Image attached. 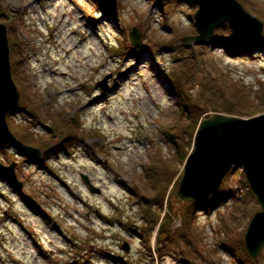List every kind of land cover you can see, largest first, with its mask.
Returning a JSON list of instances; mask_svg holds the SVG:
<instances>
[{
  "label": "rangeland",
  "instance_id": "obj_1",
  "mask_svg": "<svg viewBox=\"0 0 264 264\" xmlns=\"http://www.w3.org/2000/svg\"><path fill=\"white\" fill-rule=\"evenodd\" d=\"M238 1L264 24V0ZM100 8L98 0H0L10 45L20 43L11 60L21 104L8 123L42 150L38 161L46 158L41 166L13 147L0 150L24 183L17 193L0 178V264H264V249L254 259L246 247L263 207L242 166L203 206L177 199L201 123L222 113L214 111L221 100L206 94L217 93L223 71L264 90V53L241 44L249 52L228 54L229 23L213 41L185 46L198 34L199 6L189 2L118 0L125 40ZM134 27L143 32L140 50ZM119 39L147 53L123 57ZM111 75L104 92L98 85ZM63 144L45 155V146ZM171 211L172 233L168 224L159 240ZM157 220L146 249L140 233Z\"/></svg>",
  "mask_w": 264,
  "mask_h": 264
},
{
  "label": "water",
  "instance_id": "obj_2",
  "mask_svg": "<svg viewBox=\"0 0 264 264\" xmlns=\"http://www.w3.org/2000/svg\"><path fill=\"white\" fill-rule=\"evenodd\" d=\"M100 5L119 20L118 0H98ZM189 2L199 6L195 15L197 35L185 37V46L208 43L215 39L218 27L229 23L233 39L238 44L257 45L264 32V24L248 13L238 0H159L161 3ZM130 40L135 49H142L143 32L132 28ZM112 75L98 87L109 90ZM21 104V94L12 74L11 45L8 27L0 23V147L11 146L25 157L40 160L42 150L25 144L11 130L8 117ZM243 167L253 192L263 209L252 220L246 235V247L254 259L264 249V113L252 118L216 113L205 119L197 132L195 147L190 154L180 182L177 199L182 203L200 206L222 187L235 167ZM17 162L7 166L0 161V178L15 192L21 193L24 183L17 175ZM86 182L93 192L100 190ZM124 249L130 251L126 243Z\"/></svg>",
  "mask_w": 264,
  "mask_h": 264
},
{
  "label": "trees",
  "instance_id": "obj_3",
  "mask_svg": "<svg viewBox=\"0 0 264 264\" xmlns=\"http://www.w3.org/2000/svg\"><path fill=\"white\" fill-rule=\"evenodd\" d=\"M156 4L160 7L167 6L166 3H159L157 0ZM180 3V2H177ZM99 11L103 14H106L109 16V18L113 21L114 26L122 32L124 36V40L127 38V35L124 33V29H122L121 25L117 24V21L111 17L108 13L103 11L101 8ZM2 15H0L1 19ZM120 40V43L125 50V52H121L120 49H115L118 52H120L121 56L123 57H129L132 54L137 55L138 58H142V56L147 53V51H139L135 50L134 48L130 46H126V41ZM18 46H20L19 42L12 43L11 51L13 53H16V50L18 49ZM181 47H184V45L181 44ZM255 50L258 55H261L264 53V38L261 42H259L257 45L254 46ZM225 50L228 54L231 56L238 55L240 53L246 54L249 52L247 49L244 50L243 46L238 44L234 41V39H231L228 43L225 44ZM215 85V86H214ZM214 87H216L217 93L213 96L210 94H206V99L209 101H212L213 99H216L217 97L221 100L220 105L218 107H215V112H222L226 113L232 116L242 117V118H250L253 116H256L259 113L264 112V90L262 91H254L249 89L248 85L246 83L241 82L240 80L234 79L230 77L229 75L225 74L223 71L220 76H218V81L216 83L214 82ZM204 110H207L206 107L203 108ZM207 112V111H206ZM18 113V109L13 111L11 114L15 115ZM71 146V145H70ZM48 146L44 147L45 155L48 154L50 157L54 154H58L63 148H67L66 144H63L57 148V150L53 147L52 149L47 148ZM7 148H12L11 146H2L0 147L1 151H5ZM49 157V158H50ZM31 161H36L34 158H30ZM39 165L45 166L46 164V158L38 161ZM171 199V198H170ZM147 208V207H146ZM147 213H145V219H147V216L149 215V209H145ZM186 213V212H184ZM178 216V213L175 211H171V215H167L163 218L161 223V229L158 235V239L160 240L161 232L166 228L169 224V230L168 233H172L171 227L173 226L174 219ZM149 217V216H148ZM151 220V219H150ZM150 220L148 223H150ZM170 220V221H169ZM160 221H156L155 225L151 227L145 228L144 232L140 233V240L144 244L146 249L152 250V237L155 232L156 226L159 224ZM157 239V240H158ZM160 251V248H158Z\"/></svg>",
  "mask_w": 264,
  "mask_h": 264
},
{
  "label": "bare ground",
  "instance_id": "obj_4",
  "mask_svg": "<svg viewBox=\"0 0 264 264\" xmlns=\"http://www.w3.org/2000/svg\"><path fill=\"white\" fill-rule=\"evenodd\" d=\"M169 261V260H168Z\"/></svg>",
  "mask_w": 264,
  "mask_h": 264
}]
</instances>
